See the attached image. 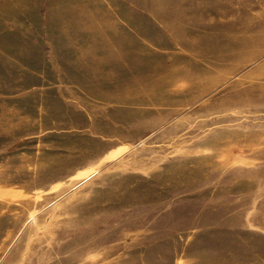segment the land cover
<instances>
[{
    "label": "rangeland",
    "instance_id": "1",
    "mask_svg": "<svg viewBox=\"0 0 264 264\" xmlns=\"http://www.w3.org/2000/svg\"><path fill=\"white\" fill-rule=\"evenodd\" d=\"M263 50L264 0H0V264H264Z\"/></svg>",
    "mask_w": 264,
    "mask_h": 264
},
{
    "label": "bare ground",
    "instance_id": "2",
    "mask_svg": "<svg viewBox=\"0 0 264 264\" xmlns=\"http://www.w3.org/2000/svg\"><path fill=\"white\" fill-rule=\"evenodd\" d=\"M97 16H98V15H97ZM147 23H148V22H147ZM108 45H109V44H108ZM172 47H173V46H172ZM125 51H126V50H125ZM263 51H264V50H263ZM186 52H187V51H186ZM248 58H249V57H248ZM248 58H247L246 60H248ZM252 58H253V57H252ZM87 59H88V58H87ZM254 59H255V58H254ZM254 59H253V60H254ZM234 60H235V59H234ZM246 60H245V61H242V62H245V63H246ZM253 60H252V61H253ZM238 62H239V61H238ZM242 62H241V63H242ZM250 62H251V60H250L248 63H250ZM237 64H238V63H237ZM242 64H243V63H242ZM262 64H263V63H262ZM246 65H247V64H246ZM256 65H257V64H256ZM236 66H237V65H236ZM238 66H239V64H238ZM244 66H245V65H243V67H244ZM257 68H258V67H257ZM237 69H238V68H237ZM237 69H236V70H237ZM236 70H235V71H236ZM238 70H239V69H238ZM259 70H260V69H259ZM255 73H257V72H255ZM260 73H261V72H260ZM233 75H234V74H233ZM250 75H252V74H250ZM256 76H258V75L256 74ZM262 76H263V75H262ZM233 77H234V76H233ZM235 77H237V76H235ZM235 77H234V78H235ZM238 77H240V76H238ZM245 77H247V76H245ZM251 78H253V77H251ZM99 79H100V78H99ZM249 79H250V76H249ZM253 79H256V78H253ZM253 79H252V80H253ZM206 80H207V79H206ZM224 80H225V79H224ZM250 80H251V79H250ZM261 80H262V79H261ZM226 81H227V80H226ZM234 81H236V80H234ZM237 81H238V80H237ZM255 81H256V80H255ZM207 82H208V81H207ZM224 82H225V81H224ZM231 82H232V81H231ZM221 83H222V82H221ZM226 83H227V82H226ZM226 83H225V84H226ZM218 85H219V84H218ZM262 85H263V84H262ZM221 86H222V88H223V85H221ZM211 87H213V86H211ZM218 87H219V86H218ZM213 88H214V87H213ZM213 88H211V89H213ZM209 89H210V87H209ZM220 89H221V88H220ZM208 92H209V91H208ZM202 95H204V94L202 93ZM212 95H213V93H212Z\"/></svg>",
    "mask_w": 264,
    "mask_h": 264
}]
</instances>
